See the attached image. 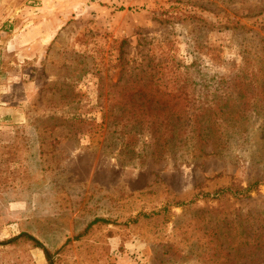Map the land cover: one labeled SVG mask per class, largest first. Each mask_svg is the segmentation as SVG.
Wrapping results in <instances>:
<instances>
[{"label":"rangeland","instance_id":"rangeland-1","mask_svg":"<svg viewBox=\"0 0 264 264\" xmlns=\"http://www.w3.org/2000/svg\"><path fill=\"white\" fill-rule=\"evenodd\" d=\"M151 74L232 111L218 155L124 150ZM20 234L52 264H264V0H0V264H49Z\"/></svg>","mask_w":264,"mask_h":264},{"label":"trees","instance_id":"trees-1","mask_svg":"<svg viewBox=\"0 0 264 264\" xmlns=\"http://www.w3.org/2000/svg\"><path fill=\"white\" fill-rule=\"evenodd\" d=\"M148 76L139 78L132 84L145 81L140 87L141 90L150 87L153 91L131 93L123 103L126 108L120 112L118 117L114 118L119 121L112 124L113 127H118V139L124 150L134 154L135 158H141L144 154L152 160H160L166 156L174 157L178 152L191 156L192 159L208 157L213 154L218 155L220 152L217 150L225 147L222 137L225 136L227 130L225 127H228L232 121L228 119L234 117L232 111L219 110V122L214 120L213 117H216V113L212 111L210 105L180 112L176 110L179 109V99L183 98L189 101L187 93L183 91L185 85L180 87L181 90L178 89L180 94H162L159 93L156 85L157 77L153 74ZM219 82L223 83V81ZM169 103L171 106H168ZM144 135L147 136V140L141 142L140 150L135 152L137 139ZM209 146L211 147L210 152H207ZM258 184L257 181L251 183L247 188L240 189L238 193H233L231 190L219 191L215 196L223 192L245 196L254 191ZM98 221L94 220L85 230ZM19 242L27 243L31 248L42 249L49 264H52L47 249L43 248L30 235L20 234L8 239L4 245L15 246Z\"/></svg>","mask_w":264,"mask_h":264}]
</instances>
